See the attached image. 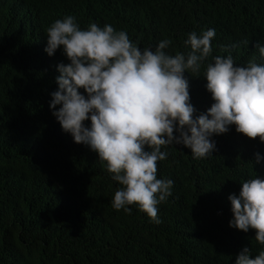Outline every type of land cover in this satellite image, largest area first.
<instances>
[{"label": "trees", "instance_id": "16d2710c", "mask_svg": "<svg viewBox=\"0 0 264 264\" xmlns=\"http://www.w3.org/2000/svg\"><path fill=\"white\" fill-rule=\"evenodd\" d=\"M66 16L81 29L110 24L141 49L171 39L169 55L187 56L189 33L214 29L200 72L184 73L195 116L214 103L204 77L214 57L264 65L256 47L264 46V0H0V264H236L245 247L254 259L264 245L254 229L229 226V196L264 179V142L235 125L213 134L216 150L205 158L183 144L162 147L168 158L157 178L174 183L158 205L161 223L137 205L112 207L121 185L98 153L63 131L53 115L62 105L50 108L57 66L69 61L62 46L47 54V29Z\"/></svg>", "mask_w": 264, "mask_h": 264}, {"label": "clouds", "instance_id": "9594fccd", "mask_svg": "<svg viewBox=\"0 0 264 264\" xmlns=\"http://www.w3.org/2000/svg\"><path fill=\"white\" fill-rule=\"evenodd\" d=\"M214 37V29L189 33L185 43L191 52L185 56L165 51L171 39L160 41L155 50L141 49L125 31L96 23L81 29L73 16L48 27L45 51L52 56L62 46L69 61L57 66L58 90L51 93L50 108L62 105L53 115L63 131L98 153L121 185L112 198L115 210L130 213L129 206L137 205L151 222L161 223L158 205L172 195L174 183L157 178L158 161L168 158L162 147L183 144L194 158H205L216 150L213 134L227 133L231 125L264 142V65L255 56L247 66H237L231 54L214 57L204 72L214 103L194 115L184 73L200 72ZM256 47L264 57V46ZM229 200V226L245 233L254 229L256 241L264 245V179L243 182L239 196ZM250 254L243 248L236 264H264V250L254 259Z\"/></svg>", "mask_w": 264, "mask_h": 264}]
</instances>
